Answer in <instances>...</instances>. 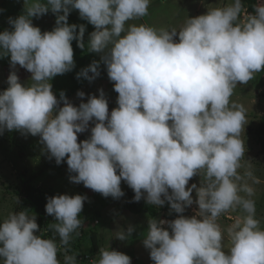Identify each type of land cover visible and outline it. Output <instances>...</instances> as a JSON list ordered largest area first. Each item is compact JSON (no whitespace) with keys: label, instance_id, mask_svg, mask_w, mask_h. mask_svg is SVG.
<instances>
[{"label":"clouds","instance_id":"clouds-1","mask_svg":"<svg viewBox=\"0 0 264 264\" xmlns=\"http://www.w3.org/2000/svg\"><path fill=\"white\" fill-rule=\"evenodd\" d=\"M150 4L26 0L25 12L9 19L13 29L0 32V55L10 53L13 68L19 64L32 73L31 83L22 84L16 71L9 75V87L0 93V134L7 129L39 135L57 164L67 158L70 172L77 173L72 181L105 197L123 196V180L135 201L145 192L149 204L162 206L167 200L181 215L149 220L143 242L154 264H264V227L247 179L253 173L250 160L243 162L247 110L232 100L238 83L247 84L264 71V2L253 14L242 0L210 7L185 21L178 42L176 28L129 23L147 16ZM49 8L63 14L53 30L42 32L31 18ZM72 8L95 26L89 50L105 53L102 59L119 94L110 116L103 89L78 107L64 92L58 99L52 90V78L75 66L72 41L85 47V26L79 25L77 33L78 26L68 23ZM99 74L94 61L77 77L92 81ZM61 100L64 106L58 107ZM93 119L90 138L78 141ZM197 174L201 186L188 187ZM193 190L198 210L188 217L182 213L194 202ZM85 199L81 194L49 197L46 213L57 222L39 235L36 215L28 209L10 213L0 223L2 264H62L61 248L67 252L73 234L80 235ZM237 209L244 215L222 226L221 216ZM49 229L54 235H45ZM133 231L129 226L115 237L125 240ZM63 264H76V254H65ZM93 264L132 260L121 251L101 249Z\"/></svg>","mask_w":264,"mask_h":264},{"label":"rangeland","instance_id":"rangeland-1","mask_svg":"<svg viewBox=\"0 0 264 264\" xmlns=\"http://www.w3.org/2000/svg\"><path fill=\"white\" fill-rule=\"evenodd\" d=\"M230 2L231 0H151L148 15L139 20L129 21V23H146L157 28H176V39L178 42L179 29L183 27L188 18L206 14L210 7L223 6ZM242 2L245 7L247 5L245 0H242ZM261 2H264V0H260L259 3ZM29 3H31V0H29ZM25 8L26 0H0V27L11 31L13 26L10 24L9 19L16 18L23 14ZM74 11L76 15H80L78 9H74ZM31 19L33 25L38 26L42 32L52 30L55 26L54 19L47 13L34 16ZM94 30L95 26L93 25L92 32ZM104 55V52L98 53L99 76L91 83H88V85L81 87L72 96L68 97L67 100L78 107L82 102L86 103L92 95L99 96L100 90L103 89L108 102L112 100V103L108 104L109 113L111 114L110 111L118 107L117 100L119 94L114 93V84L107 88L103 86L104 78L107 77L109 80L107 66L102 59ZM1 56L2 55H0V93L9 87L6 85V81L8 82V77L12 71H16L22 84L25 86L30 85L32 73L28 70L25 71V68L19 66H15L11 71L7 69L6 73L4 68H2L1 63L3 62V58L1 60ZM81 70L73 72V78H82V76L79 78L77 77V74L80 73ZM52 90L56 95L53 84ZM80 91L85 93L84 97L78 96V92ZM232 100L242 104L247 110L246 118L248 123L245 125L242 133V138L245 142V157L243 162H249L250 160L253 176L247 179L248 183L255 190V195L252 198L255 200L256 217L260 219L261 227H264V154L260 151L254 134L259 120L264 116V71L257 73L247 84L238 83L234 90ZM63 106L64 102L62 101L58 107ZM95 123L96 120L93 119L89 122L84 132L78 133V141L90 138L91 129L95 126ZM51 160L53 161L50 162ZM49 162V166H46L43 169L44 171L32 182L35 186L39 187L43 192L53 195L68 194L74 196L76 194H81L86 197L84 207L79 214L82 227L77 229L80 234L83 233V238L79 240L75 236V233L73 234L71 242H80V246L74 248V253H70L68 250L65 252V249L61 248L59 258L62 264L65 254H76V264H93L94 261L99 259L101 249H112L126 253L131 257L132 264H154L150 258V249L145 247L143 242L147 235L149 220L172 221L178 218L181 213L176 212L173 218H170V215H173V210L171 212H165L163 209L164 205H156L158 214L155 218H151L148 213L139 215L134 214L123 208L122 203L125 199L124 197L117 199L112 204L102 206L101 200L104 195L85 187L83 182L76 183L70 179L71 176L77 175V173L70 172L67 165V158H65L63 162L57 164L55 158L50 157V153L47 151L39 135L33 136L30 133H24L20 130L5 129L3 133L0 134V223H2L10 213L19 211L17 208L21 205L22 195L20 192L22 190L23 177L27 178L31 174L38 172ZM243 171L244 169L240 170L241 173H243ZM24 172H26V174ZM201 180L202 177L200 174L193 176L189 181L188 187H190L192 183H196L198 187L201 186ZM254 180H259V183H254ZM126 186V182L122 180L121 187L126 188ZM192 196L194 201L193 204L187 206L182 215L191 217L196 214L198 204L195 203L197 199L195 190H193ZM144 197H147L146 192L144 193ZM17 201H19V203ZM98 211L99 213L96 216ZM31 215L36 214L33 212ZM242 215H244L242 210L237 209L235 212H228L222 215L219 222L222 226L226 227L234 223L235 219ZM129 226L134 228L131 236L125 240H120L115 237L118 231H126ZM163 226L168 228L169 225L166 223ZM82 228L83 230H81ZM93 230L97 232V251L95 247H93L91 241L90 233ZM84 232L87 234L85 235ZM98 232H101L103 238L98 239ZM225 251H227V248ZM0 264H2V261H0Z\"/></svg>","mask_w":264,"mask_h":264},{"label":"trees","instance_id":"trees-1","mask_svg":"<svg viewBox=\"0 0 264 264\" xmlns=\"http://www.w3.org/2000/svg\"><path fill=\"white\" fill-rule=\"evenodd\" d=\"M246 5V11L248 14H253L255 10V6L259 3V0H245ZM71 7V6H69ZM47 14L52 17L55 21L56 26V20L57 15L63 14L61 13H54L51 8H49ZM68 23L76 24L77 27V33L79 32V25L85 26V33H84V48H80L78 46V41L73 40L72 41V47L74 50V61L75 66L71 71H68L64 74H58L55 77L52 78L51 83L54 86L56 96L58 99H60V93L64 92L65 96L68 98L72 96L77 90H79L81 87L88 85V83H91L92 81H89L88 79L82 77V78H73V72L79 71L81 69H84L91 65L94 61H98V52L90 51L88 47V42L90 39V34L92 33V27L93 25L89 23L86 19L82 18L80 15H76L74 8L71 9L69 15H68ZM12 25V24H11ZM54 26V27H55ZM54 29V28H53ZM52 29V30H53ZM5 31L4 28L0 27V32ZM51 31V30H49ZM3 58L2 68H4L5 72L7 73V69L9 71L13 70L14 68L11 65V57L10 53L8 55H2L1 60ZM99 62V61H98ZM16 66L21 67L19 64ZM26 71V69H25ZM68 73V74H67ZM89 75H92L91 72H89ZM6 85L9 86V83L6 81ZM62 102V100H61ZM255 137L257 139V143L259 145L260 151L264 154V116L259 120L258 126L254 131ZM51 160L50 162H52ZM49 163H47L44 167H42L38 172L31 174L29 177H23L22 179V190H21V205L18 206L17 210L21 211L23 209H28L29 214L31 215L33 212L37 215V223L39 225V231L37 234L39 235L41 232H45V229H48L49 225L56 222V218L53 215H49L46 213V204L49 197L55 196L53 194L43 192L39 187L35 186L32 182L36 179V177L44 171L43 169L47 166H49ZM26 174V172H24ZM126 182V181H125ZM127 184V182H126ZM124 192V195L121 197H124V201L122 203V206L124 209L134 213V214H142V213H148L151 218H155L158 214V210L156 209V205L149 204L147 202V199L143 197L139 201L134 200L135 192L134 190L129 187L127 184L126 188H122ZM171 189L169 191V194H171ZM119 197V198H121ZM119 198H113L111 195L108 197H103L102 206H107L114 201H116ZM163 209L165 212H171L173 209L170 206V203L166 200L163 204ZM99 213V211L96 213ZM175 210H173L172 214L170 215V218H173L175 215ZM169 218V219H170ZM100 219V218H99ZM172 220V219H170ZM99 223V221H98ZM169 227V226H168ZM83 230V228L81 229ZM170 230V228H169ZM79 232V231H78ZM86 235L87 233L84 232ZM91 241L93 243V247H95V250L97 251V232L96 230H93L91 233ZM47 236L54 235L53 231L49 229L48 232L45 233ZM79 240L83 238V233H81L79 236H76ZM57 241L59 240L58 235L56 236ZM80 242L77 243V241L69 243L67 246V250L70 251V253H74V248L79 247ZM90 257V255H89Z\"/></svg>","mask_w":264,"mask_h":264},{"label":"crops","instance_id":"crops-1","mask_svg":"<svg viewBox=\"0 0 264 264\" xmlns=\"http://www.w3.org/2000/svg\"><path fill=\"white\" fill-rule=\"evenodd\" d=\"M259 2H260V0H259ZM245 7H246V6H245ZM97 81H98V80H97ZM97 81H96V82H97ZM105 81H106V82H105ZM113 84H114V82H112L110 79L108 80L107 77L104 78V85H103V86H104L105 88H107V87H109L110 85H113ZM98 88H99V86H98ZM98 88H97V89H98ZM104 90H105V89H104ZM114 93L117 94L116 91H115ZM111 103H112V100L108 102V104H111ZM110 112H111V111H110ZM96 122H97V121H96ZM114 202H115V201H114ZM111 204H112V203H111ZM104 237H105V236H104ZM101 238H103V237L101 236V232H98V239H101ZM105 239H106V238H105Z\"/></svg>","mask_w":264,"mask_h":264},{"label":"water","instance_id":"water-1","mask_svg":"<svg viewBox=\"0 0 264 264\" xmlns=\"http://www.w3.org/2000/svg\"><path fill=\"white\" fill-rule=\"evenodd\" d=\"M109 115H110V113H109Z\"/></svg>","mask_w":264,"mask_h":264}]
</instances>
